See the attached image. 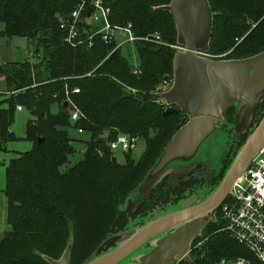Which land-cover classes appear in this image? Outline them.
Segmentation results:
<instances>
[{
    "label": "trees",
    "instance_id": "1",
    "mask_svg": "<svg viewBox=\"0 0 264 264\" xmlns=\"http://www.w3.org/2000/svg\"><path fill=\"white\" fill-rule=\"evenodd\" d=\"M84 1L90 5L95 0H0V24L4 25L0 36L8 41L26 39L39 59L0 65V80L8 92L0 93V151L17 139L11 126L18 106L33 117L28 124L33 149L18 153L6 171L3 192L11 229L0 239V264H50L47 259H61L70 240L69 264H85L104 242L103 248L115 247L131 218L147 217L158 208L179 209L206 188L208 195L222 183L238 150L264 117L263 94L249 130L223 150L217 168L199 161L187 174L166 175L140 202H133L131 195L189 120L182 112L165 116V105L154 100L164 78L174 75L177 53L141 40L159 35L177 43L172 16L159 10L171 0H101L110 9L111 24L131 25L139 39L137 69L116 43L106 45L97 36L90 47L88 39L96 27L85 23L88 10L79 24L83 44L67 43L68 32L61 28V20H72ZM209 3L214 14L209 55L231 51L228 60H244L264 53V0ZM75 89L80 92L73 93ZM73 105L84 116L74 124ZM235 125L233 107L226 112L224 129L232 133ZM79 129L89 137L83 160L63 170L76 152L71 131ZM121 135L145 141L138 162L133 150L123 153L125 163L113 162L110 145ZM221 208L214 212L216 221H209L194 240L191 262L176 264H220L223 259L251 257L223 231Z\"/></svg>",
    "mask_w": 264,
    "mask_h": 264
},
{
    "label": "water",
    "instance_id": "2",
    "mask_svg": "<svg viewBox=\"0 0 264 264\" xmlns=\"http://www.w3.org/2000/svg\"><path fill=\"white\" fill-rule=\"evenodd\" d=\"M159 10L172 16L181 51L174 59V75L164 78V85L154 94V100L166 106L165 116L182 112L189 120L143 182L147 184L143 189H147L152 177H156L157 183L151 190L166 175L174 173L170 171L172 168L180 169L178 176L193 170L200 161L204 145L217 132H225L226 112L233 107L236 109L235 132L241 105L261 98L257 106L264 94V53L244 60L206 58L214 29V14L209 0H171L169 5ZM88 13L91 15L92 10L89 9ZM248 130L249 126L236 136ZM43 142V139L39 140L40 144ZM263 146L264 117L211 196L204 201L193 198L181 208L151 220L137 231L119 234V237L124 236L123 242L101 256H98L99 250L87 264H120L140 248L154 245L157 240H161L159 245L155 244L139 264L190 263L194 240L202 234L209 221H216L215 210L226 201L235 182ZM113 162L118 163L116 157H113ZM208 215H211L209 221ZM71 251L68 247L61 259L48 258L47 261L50 264H69Z\"/></svg>",
    "mask_w": 264,
    "mask_h": 264
},
{
    "label": "rangeland",
    "instance_id": "3",
    "mask_svg": "<svg viewBox=\"0 0 264 264\" xmlns=\"http://www.w3.org/2000/svg\"><path fill=\"white\" fill-rule=\"evenodd\" d=\"M3 29H4V25L0 24V33L3 31ZM156 36H159V35H156ZM148 37L154 38L155 36H148ZM120 40L122 41L123 39L120 38ZM159 42L161 43L159 45H164L165 47L170 48L176 53L181 51L178 48L177 43L175 44L169 43L165 41L163 38L160 39ZM148 43L153 44L155 42H148ZM230 53L231 51L228 53L214 55V56H210L206 58L211 59V60H228ZM35 55L36 53L34 49L31 47V45L28 43L26 39L15 38L11 41H8L6 38H3L0 36V65L9 64V63H21L26 60H30V61H33L34 63H37L39 59ZM122 55L126 57V59L130 63V66H132L133 68L137 69L140 66V57H139L136 43H128L124 45L122 48ZM89 75H91V73ZM0 93L4 95L8 93L6 90L5 81L3 79L0 80ZM260 99L261 98L256 99L252 103H246V104L241 105L239 123L237 124L235 132L232 131V133H229L227 132L228 129L227 130L225 129V132H222V131L217 132L215 136L212 139H210L207 144L204 145V148H202L203 151L200 156V161L211 162V164H213V166L217 168L218 159L220 158L222 150L226 149V147H228L233 142L234 137H237L236 135H238L239 132L245 131L248 128V126L250 127V125L252 124L254 113L259 105L258 104L256 106V104L259 102ZM32 119L33 117L31 116L28 110L25 109L22 112L16 111L14 115V122L11 126V131L14 133L17 139L12 142H9L6 145L7 147L6 151H0V239H2L5 236V234L11 229L7 223L8 201L3 192L6 189V185H7V172H6L7 167L10 161L14 159L15 157H17L18 153L29 152L33 149V142L28 139V124L30 123ZM255 129L253 127L252 132H254ZM250 136L251 134L248 135V138ZM71 137L75 140L74 146H75L76 152L73 156L70 157L69 163L63 167V170H67L73 167L75 164H77L81 160H83V155L86 152V148H87L86 142L89 140V137L87 135L79 134L77 130L71 131ZM240 150L241 148L238 150L237 155L240 152ZM144 151H145V141L140 140L137 143L136 148L133 150V159L136 162H138L140 158L142 157ZM115 153H116L115 157L117 158L118 162L121 164L125 163V156L123 152L118 150ZM175 169L172 168V170H170L174 172V173L171 172L172 173L171 175L178 176V174L180 173V169H176V170ZM155 179L156 177H152L151 184L147 189H143L144 188L143 186L145 185V183H143L140 186V188L131 195V200L135 203L140 202L150 192L151 187L157 183L155 182L156 181ZM219 184L220 182H218L214 186V188L212 189V191H210L208 195H206V191L209 189L206 188L204 191H201L200 193H198L196 198H198L199 201H204L216 191V189L220 186ZM125 209H126V205H123L122 210H125ZM170 211H174V208H171V207H168L167 209L158 208L155 212H153L152 214H149L147 217H136L135 219L131 218L125 230L127 231L136 230L137 231L143 227V224L146 225L151 220L157 217H161L165 213H168ZM208 216H210L209 218H207V220L209 221V219L211 218V215H208ZM124 240H125L124 236H120L119 241L115 247H111V248L105 247L103 249L99 248L96 251L98 252L100 250L98 256H101L109 252L110 250L116 248ZM160 241L161 240L159 241L157 240L154 243V245L149 244L147 247L140 248L138 251L130 255L120 264H139L141 263L144 255L147 254L149 250L152 249L153 246H155V244L158 246ZM72 244L73 242L72 240H70L69 242L70 248ZM96 252L93 254V256L96 254ZM93 256L91 257V259L93 258ZM91 259H89L85 264H87Z\"/></svg>",
    "mask_w": 264,
    "mask_h": 264
},
{
    "label": "built area",
    "instance_id": "4",
    "mask_svg": "<svg viewBox=\"0 0 264 264\" xmlns=\"http://www.w3.org/2000/svg\"><path fill=\"white\" fill-rule=\"evenodd\" d=\"M89 9L92 10V14L89 15L85 23L96 27L88 39L90 47L93 46L92 41L97 36H101L106 45L116 43L117 48L128 43H136L139 40L134 35L131 25L123 28L111 24L110 9L106 8L101 0H95L90 5L84 1L72 14V20H61V28L68 32L66 41L73 47L83 44L79 24L82 22V13ZM120 38L123 40L121 41ZM160 39V36H155L141 40L161 44ZM210 56L206 55V57ZM79 92V89L73 91L76 94ZM23 110L22 106H18L17 111L22 112ZM83 117L79 109L73 105L72 123L78 122ZM77 132L84 134L81 129ZM138 142V138L121 135L111 143L110 147L114 153L118 150L125 153L134 150ZM221 206L222 219L225 222L223 231L238 245L246 248L251 257L241 256L230 261L223 259L220 264H264V146L249 162L241 178L233 185L231 194ZM202 243L200 242L197 247H200Z\"/></svg>",
    "mask_w": 264,
    "mask_h": 264
},
{
    "label": "crops",
    "instance_id": "5",
    "mask_svg": "<svg viewBox=\"0 0 264 264\" xmlns=\"http://www.w3.org/2000/svg\"><path fill=\"white\" fill-rule=\"evenodd\" d=\"M20 112V111H19Z\"/></svg>",
    "mask_w": 264,
    "mask_h": 264
}]
</instances>
